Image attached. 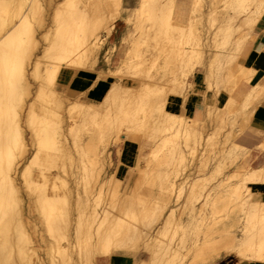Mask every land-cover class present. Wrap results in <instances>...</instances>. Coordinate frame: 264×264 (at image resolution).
Segmentation results:
<instances>
[{
	"label": "rangeland",
	"instance_id": "obj_1",
	"mask_svg": "<svg viewBox=\"0 0 264 264\" xmlns=\"http://www.w3.org/2000/svg\"><path fill=\"white\" fill-rule=\"evenodd\" d=\"M111 1L112 0H80V2H78V0H69V2L78 3V5H80L79 6L80 9H82L83 7L85 8V9L83 8L84 19L88 18V19H90V21L91 20L94 21L97 19V17L103 16V19L108 21L107 19H109V17L111 15L113 17L118 18V21L116 23L117 29H116V32L113 34H111L112 29H109V27L111 28L113 26V24L115 23L116 19H114V18H112L110 20L111 22L108 21L109 23H105L104 25L101 24L100 26L99 25L96 26L98 28V29H96L97 36L94 38V40H95V43H97L99 45V48H98V51H96V53H95V58H93L92 56H91V58H88L90 64L88 63L86 68H89L88 65L90 66V68H92V66L94 67V65L99 60L100 61L102 60V62L105 63L108 67V73L111 74L114 78V80L110 83L108 90L104 93L100 102L97 105H87V104H84L82 102L83 105L85 106L83 112L77 114L78 116L77 115H76L77 117L75 116L76 119H74L75 117H73V120H72V118L68 117V111H67L68 108H67L66 104L68 102H70L71 99L65 93H63L62 90L59 88V78H60V72L62 69H64V68L78 69L76 67H69V66L61 65L59 67V70L57 71V73L55 75V78H53V80H52V84H51L52 86L51 85L49 86L51 89H54V90H57L58 92H60L62 94V98L65 100L64 104H61V107L62 106L63 107L62 108L60 107V109L58 108L55 110L60 114V116L62 117V119L64 121L62 123V125L64 124L62 128H63L64 134H65L64 140H66L67 142L62 141L64 143L63 147L64 148L66 147L65 150H67L68 148L71 149V150H68L69 153L67 151H64V148H62L63 149L62 151H64V153L61 151V149L60 150H54V151H56V154H58L57 152L60 151V153H62L61 156L63 154H66V155L68 154L67 157H69V155H70V158H67L65 155L62 156V159H66V160H64L65 165L61 166L59 164L61 156L58 155L57 157H60L59 159L57 158L58 159L57 161H59V162H57V164L59 166L57 165L56 168L51 167V168L44 169V167H42L43 169L42 168L38 169L37 165L36 166L31 165V167L32 166L33 167L31 168L30 176L34 180L33 185H34V182L37 184L36 185L37 189H34L35 187L34 186L32 187V183L29 185L27 182L23 181V180H25L24 179V177H25L24 176V168H25L24 164L28 163L29 158L32 157L31 155L33 154V152H35V148H34L35 146L32 143L34 141L30 138V135L28 133L27 128L25 129L24 133H25V136L27 138V142L29 144L28 145L29 149L26 152L20 153L22 155L16 156L15 166H14L15 167L14 175H15V180L17 183V190H18V202H17V204H18L17 208L18 209L17 208L16 209L20 213H18L17 218L15 217V219H16L17 223L20 224L18 219L20 216H22V217H20L21 218L20 222L22 221L24 226L21 225L22 223L20 225L23 226L24 227L23 229H25L26 233L29 234V235L28 234L27 235H28V237H30L29 239L31 242L29 241V244L25 245V247L27 249L29 248L26 252L27 255L32 250V252L35 251V254L37 256L38 260L36 259L35 254H34V257L31 260V264H36V263L37 264H39V263L40 264H55V263L61 264L62 262L60 261V259L62 260L63 258H65L67 254L71 255L70 260H68V264H69V262H70V264H73V263L74 264H78V263L79 264H85L82 261L84 258H81V256H79V255L81 252L85 253L87 247L90 249L93 248L92 243H94V240L96 239V237H94L95 234L92 233L91 235L94 234L92 236L94 238L89 237L87 234H86V238H85V227H84L85 224L84 223L86 222V219H87V215H86L87 212L89 210H91V208L93 206H95L96 202L98 203V206L97 207L95 206L97 209V212H98V218L102 217L104 215L105 211H106V216L108 214V217L111 220H113L112 217H114L113 216L114 214H115V217H116V215L117 216L119 215L118 217H122V219H124V222L126 221V223H127V232H130L131 230H133L134 227H137L138 229L142 228L143 230L144 229L145 230H154L152 240H153V238L154 239L156 238L155 240L159 241L158 238L160 237V241L158 243L155 240H153V241L151 240L152 242L149 245V247H147V246L144 247L142 240L140 239L138 241V239H136L137 241L135 242V240H134L133 243L134 244L137 243V245L135 244L136 248L133 249L134 244L131 243V245H130L129 242H131L132 240L130 238H128V240L126 241V245H128V243H129L128 247L132 246L133 248L131 247V249L130 248L127 249V247L125 248L126 245L124 246V244H125L124 241L127 238H125L123 241V239H122L123 237H121L122 235L119 234L120 237L118 238L119 239L118 240V239H116V237H118V236H116V237L114 236V235H116L114 232H117V231H114L112 233V230H111L112 235L110 236V241L112 240L111 237H114L116 240L119 241V242L117 241L118 244H116L114 242L115 239L113 238V242L115 244L111 243V246L118 245V248H116L117 246L113 247L116 249H114V253H110L109 255H108L109 252L106 253L104 251L105 252L104 253L102 251L103 248L102 249L99 248V250H100L99 252H101V253H98V251L95 252L96 254L94 256H92V259H91L92 262H90V260H89V262H87V264L88 263L111 264L112 257L114 255H116L117 253H120L125 258H127L129 261V264L133 263L134 258L138 259L136 264H140V263L141 264H162L164 262V260H162V259H164V258L160 259L159 257L161 256L160 254L164 253L163 251H165V245L167 243L168 244H167L166 248L168 247V245H171L170 247H172L171 249L173 251H172V254H170L171 253V249H170V251H168L169 253L167 252L165 254L170 255V257H169V255L167 256V257H169V259L173 258L172 259L173 263H172V260L170 259V262L172 264H177V263L178 264H199V263L200 264H203V263L204 264H245V263H248V261L249 262L252 261L250 259H242L239 256H237L234 252L230 251V249L233 247V245H235V243H237L236 238L231 242L225 243L217 254L213 253L209 256H206L205 259L208 257V260L206 259V261L202 257L196 258L194 254H195V248H197L198 245L201 244V239L203 240L202 237H203L205 230H206V234L208 235L207 230L209 227L207 228V225L209 226L214 221V219L216 217L218 218V221H220L221 224L217 223L218 222L216 220L217 218L215 219L217 221L216 224H215V222H213L214 224L212 223L213 229H211V231L213 230L215 232L212 233L213 235L210 232V234L212 236H209L210 234L208 235L211 242L214 240H217L219 238V236L221 234L220 231L222 229L221 226L225 225V223L227 224L230 220H234V219L237 220L238 221L237 225H239V228H241L242 232L239 231L238 233H235V237H237V238H239L240 234L242 235V233H243L242 238H244L246 236V232H244L245 229L250 225V222H253V221L249 220V216L246 215L247 214L246 212L244 213L242 209L240 210L239 205L241 206L242 201L239 199L238 202H240V203L237 204L236 200H235L236 203H233L235 201H233L234 199H232L230 195L228 197L231 198L232 204L230 203V201H228L229 204H227V205L230 207L227 206L228 211L226 210V211H224V213L222 211L223 214L219 213V212H217V214L216 213L212 214V211H211L212 208L209 207V210H208V209H206V207L208 208V205H210L209 201L212 202V200L214 201V199H217L216 197H218L219 195H222V194L224 195V193H226L228 191L230 192L232 189V187H230V186H234L235 184H238L241 181L240 180L241 176H239V173L241 175V173H245V171L249 170L250 167L253 166L252 160H251L252 159V151L250 149L244 147V146H241L239 144V138L241 136H243V134H244L245 126L243 124L247 120V115H248L249 109L252 108L254 103L257 102L261 97H264V92L262 93L261 96H259V98L252 99L253 104H249V102H248V104H249L248 105L246 103L245 106L248 105L247 107H249V108L244 106V108H243L244 112L243 113H241L243 110H240V108L242 109L243 104H239L240 100H238L237 98H236V100H237L238 104H235L233 113H231L233 111L232 110L230 113H223L222 116H220V115L217 116L219 114L217 112L218 111L217 108L214 109V107H212L211 108L212 115H210L209 118L206 117V119L201 120L200 122H202L203 124L202 123L198 124L199 128H202L201 132L203 130L204 131L202 132L203 134H201V137H202L201 142H197V143L194 142L195 145H194V143L191 142L190 138L188 137L189 140H188V138H187V140H188V142L190 141V143H189L190 146H185L184 142L186 139L183 137L184 138V142H183V138H182V136L184 134H183V132H179V135L177 136V145L181 148L183 156H185L184 158H182V160L177 158V153L174 152L171 154L169 145H162L161 144L162 139H169L173 135V132L175 131L174 128H171V129H167L168 127L165 129L161 128L162 123L159 124V122H158L157 126L159 129H161V131L158 130L159 131L158 132L156 130L157 127L153 124V123H155V121H152V118L154 117V115L150 116L149 117L150 119L146 118L149 121L146 120V122H145L142 120L143 123L138 121L140 124H144V122H145V124L147 123L146 126L141 125L139 127L138 126L139 124H138L136 127L135 124L138 122H132L131 121L132 119H133V121L135 120L134 118H131L132 117L131 112H129L128 116L121 113V111L123 110L122 108H125V106L122 107V105L128 106L129 103L133 104V103H136V101H140V100H144L143 105L145 107H147L148 104L146 101L151 97H154L152 99H154L155 101L158 102V103L154 102L156 106L160 105L163 102L164 103L163 106L166 108V110L173 113L171 105L170 106L168 105V107H166V102H167L168 97L173 96V95L184 94L187 91L194 89L195 88V81H194L195 75L202 71V70L200 71L199 68L205 69V72L202 71V73L204 74L203 80H202V85H203L202 87L206 92H209L210 94H212V92L215 91L214 89L216 88V85H217L216 83H218V87L220 88L219 92L224 91V92L229 93V95H230L231 91H229L230 89H228V88H231L233 86L234 87L232 88V90H235L237 88V86L239 85V81H240V79L238 77L239 71H237V70H239L238 66H239V59L240 58H222L220 68H222L223 70L220 69V70L216 71L214 69L213 74H211V75L208 73V66H206L210 61L208 56H210V54L212 52H214V50H216V48L213 46V43L211 40L212 34L220 27V25L223 26V24H224L223 19H225L229 14H233L232 10L229 8V6L226 7L228 5L227 3L231 0H201V2H198V0H197V3L195 4V6H193L194 5L193 0H168V1L167 0H153V8L155 10L154 15L156 14L157 16H160V17L162 16L164 19V17L166 18V15L168 16L170 13V16H169L170 24H171V28H174V29L170 28L167 31L162 30V28L159 29L160 27H162V25H163L162 23H158V24L152 23L153 24L152 25L151 21L145 20V17H144L145 12H143V8L140 5H138V4H140L139 0H121L120 6H118V7L114 6L111 3ZM166 1H167V3L169 1L172 2L171 3L172 5L170 4V6H169L168 5L169 3L166 4L165 3ZM262 1H264V0H262ZM164 3L166 5H168L169 7L165 6ZM198 3L201 4L200 7H202V8L201 9H194L196 7V5L199 6ZM159 4L160 5L163 4L164 6L160 7ZM53 5L54 4L52 3L51 5L46 4V6H45V11L47 13L46 17H47L48 23H50V17L52 14V10L54 8ZM156 6L159 8H157ZM211 9L214 13H212ZM253 9H254L253 6H251V10H253ZM141 10H142V12H141ZM251 10L248 9L247 11L240 13L238 15V17L235 18L236 20H234V23L232 22L233 27H236L237 24H239V23L242 24L241 20L246 19L244 17H248L250 15L249 12H252ZM262 10H264V8ZM196 11H198V12H196ZM85 12H88V13L86 14ZM95 12H96V14H95ZM225 12H227V13H225ZM263 12L264 11H261L260 12L261 14L259 13L258 15L254 16L255 17L254 21L255 20L256 21H255V23L252 22V28H250L251 23L250 24L244 23L245 20H243V24L241 25V28H243V30L241 31V34H242V32L245 33L247 31L246 32L247 38L245 37V35H243L245 37V40H244L243 36H242V38L240 37V39H239L240 42L242 39L245 41V42L242 41L241 43L239 42V44H241V45L243 44L241 47L242 49L250 40L254 39L255 36H257V34H256L257 32L255 31V27H256L257 23L263 17ZM138 13H140L141 15L140 14L138 15ZM208 13L210 15H212L211 17L214 16V18H215L217 16L216 20L214 22L208 21V20L212 21L211 18L209 17L210 15ZM84 14H86V15H84ZM85 16H87V17H85ZM92 16H95V17H92ZM142 16L144 19H142ZM91 17H92V19H91ZM160 17L158 19H160V22H162L163 20ZM167 18L165 20H167ZM207 18H209V19H207ZM88 19H86V20H88ZM86 20H85V22L87 23ZM155 20H157V18H155ZM90 21H89V23H90ZM225 24H224V26H225ZM244 24L247 25L248 27L244 26ZM150 25H152V27ZM177 26H179L178 28H180V29H175V27L177 28ZM48 27H49V30L51 32H53L52 28H55V25H52V26L49 25ZM106 27H107V29H106ZM143 27H145V28H143ZM192 28L194 29V31ZM143 30L145 31V37H147V38H145V41L146 40L147 41L144 43H141L137 46L138 36L140 35V31L142 32ZM108 31L110 33H108ZM189 33H190V35L192 34L191 35L192 37L197 36L194 40L198 41L197 43L199 45H196L197 47L200 46V43L202 44L199 48H197L195 46V44H197V43L192 44L195 42V41L192 42L194 37L193 38L190 37ZM237 33H240V32H237V31L235 32V30H234V33L232 32L233 36L237 35ZM232 34L229 36L227 41L221 39L222 35L218 36L219 37L218 42L220 41V44H219L217 49H219L223 52L229 51L230 47L232 46L230 44L231 43L233 44L234 39H237V37H239L241 35L240 34L239 36L237 35V37L234 36V38H231V37H233ZM120 36H122V38H121L122 40L119 39ZM190 38H192V41L189 40ZM43 42L46 43L45 41H43ZM135 43H136L137 49H135L136 48ZM191 47H193L194 49L196 48L197 50L201 48V50L203 49L202 51H204V53H201L202 51L201 52L199 51L201 53L199 56L197 54L198 52L194 51V53L195 52H197V53L194 54L195 57H192L193 53H191L190 51H192L194 49H192ZM190 48L192 50L189 51ZM183 49L186 50V52L189 51L190 56H188V57L182 56L181 58H183L182 59L183 61L182 60L179 61V59L174 58L173 62H175V63L170 62V64H169L170 67L173 66L171 71L165 69V63H166L165 60H167V58H170V56L173 55V53L176 52V50L180 51ZM242 49H241V51H242ZM131 50H132V53L130 54ZM134 52H136V54ZM198 56H199V58H198ZM201 56H202V59H204L202 61L200 59ZM126 58L127 59L129 58V59L127 60ZM184 58H188V59L190 58V59L185 61ZM196 58L200 59L199 63H198V60H196ZM94 59H95V61H94ZM122 59H124V61H122ZM231 59H233L234 62L231 61ZM43 60L44 61L48 60V61L43 63L44 62ZM43 60L41 62V68H42V70H41L42 73L40 72L41 77L38 79H34L33 77H31V86L30 87H31L32 93H35L36 89H38L39 84L41 82L44 83L45 79H47V78H45V76L43 78L42 74H44V73L46 74L45 68L48 64H50V60L48 58L43 59ZM192 60L194 62H192ZM228 60L230 62H228ZM91 62H94V63H91ZM122 62H124V63H122ZM222 62H223V64H222ZM228 63L229 64L231 63V64L227 65ZM232 63H234V65ZM126 64H128V65H126ZM231 65H233L234 67ZM118 67H120V69ZM230 67L232 69H230ZM110 68H112L113 70H109ZM228 69L231 71H229ZM224 70H225V72H224ZM227 70H228L229 75L227 74ZM230 72H231L233 78H234V76H236V78H235L236 80L235 79L231 80L232 76H231ZM227 76L230 79L229 78L226 79ZM221 79L223 81L226 80L228 82L227 83H226V81L223 82ZM229 81H232V82L234 81L235 83L231 82L232 86L230 87L231 83ZM118 82L123 87V90L120 89V91L123 93L118 94L117 96L115 95L116 97H114V98H112V97L106 98L108 91L111 90L113 87H116ZM172 83H175V84L180 83V85H178L179 87H177L174 90L172 88V86H173ZM208 83H210V88L208 87V85H209ZM228 83H230V84L227 85ZM74 86L77 87L76 81L74 83ZM227 86H229V87H227ZM100 89H101V87H100ZM263 91H264V88H263ZM156 96H158V97H156ZM164 96H165V98H164ZM156 98H159V100H161V98H162V100L159 101ZM173 98L171 99V101H173ZM124 99H126V100H124ZM74 100H76V99H74ZM209 101H211V100H209ZM109 103H110V105H109ZM113 104L115 106H113ZM239 105L240 106L242 105V106L240 107ZM86 106L90 107V108H88V111H87ZM214 106H216L215 103H214ZM113 108H115V109H113ZM89 109H90V111H89ZM93 109H94V111H92ZM237 110H239L240 113H235ZM95 113H97V114L94 115ZM119 113L122 115H119ZM215 113H216V115H215ZM85 115H87L88 117ZM124 115H125V117H124ZM142 115H143L142 111H138L136 114L137 117H140ZM146 115H148L147 112H146ZM179 115L184 117V118H187V116H184L183 114H179ZM84 116H85V118H84ZM122 121L123 122L125 121L124 124L121 123ZM150 121H152L151 124L148 123ZM126 122H128V124ZM69 123H71V124H73V126H75V128L73 127L74 132L72 131L71 134L68 133L69 132L68 131V124ZM75 123H76V125H75ZM152 124L154 126H152ZM203 125H204V127H203ZM97 126H98V128L103 127V128H101L102 130L104 128L105 129L102 131L99 128L100 129V130L98 129L99 131L98 130L95 131L94 129H97ZM200 126H202V127H200ZM133 128L135 131L137 130V133L136 132L134 133ZM152 131L157 132V135L155 136L154 134H152ZM90 133L91 134L92 133L97 134V135L96 134H92V135L94 137L96 135V137H95L96 140L98 138V142L97 141L96 142L98 143L97 145H99L98 146L99 148L102 147V146H100L102 141H104L101 144L103 146H104L103 143H105V144L107 143L106 144L107 147L104 146V147H106L105 148L106 150H104L103 154L98 155L103 150L102 148L101 149L98 148L100 150V152H99V150H97L98 153L95 156V157H97V155H98V157L95 158L96 160H98V162L95 163V161H96L95 160L93 162L94 165L92 164V161L89 162V160H88L89 157L81 154V152L78 151L76 146L74 147V145L76 144L75 141H79V144H83V142H85V140L89 137ZM207 135H208V137H207ZM135 136H137V137H135ZM209 136L211 139L209 138ZM61 137H62V139L64 138L63 136H61ZM134 137L139 139L138 142L136 141V139H134ZM205 139H208V140H206L207 142L204 141ZM119 140H121V141L119 142ZM31 143L33 144V146H31L32 145ZM66 143H67V146L69 145V147L66 146ZM79 144L77 143L76 145L78 146ZM233 144H235V146ZM237 144H238V147H237ZM155 145H157V146L160 145V149L158 151H154V153L157 152V155H159L161 157H163L162 154L167 155L166 156L167 159H165V162H163L164 160H162V158L160 159V157L158 158L155 155L156 153L154 154V158L157 157L159 159V162H158L159 167L157 166L158 168L156 167L157 163H155L158 159L155 158V160L156 159L157 160L154 161V158H152V156H153L152 151L156 150L154 148V147H156ZM72 146L74 147V149ZM193 146H194V150H195L193 152L194 155L191 154L192 153L191 151H193L192 150L193 148H191V147H193ZM261 147L262 146L260 145L259 148H261ZM65 152H67V153H65ZM78 152H80V154ZM53 153L55 154V152H53ZM116 155L118 157L117 161L115 159ZM134 156H135L134 163L130 164L129 166L125 167L124 170H122L121 168L124 167V164H127L126 163L127 159H129L131 157L133 158ZM100 158H102V159H100ZM176 158L178 161H176ZM62 159H61V164H64V162H62L63 161ZM100 160H101V162H100ZM152 160H153V162H152ZM181 161H183L185 164L182 165ZM175 162H179L181 164H179V163L176 164ZM161 163H163V164H161ZM153 164H155V167H154L155 169L151 168L154 166ZM178 164L182 165L183 167L182 166L179 167ZM101 165H103V166L101 167ZM175 165H177L178 167L177 166L174 167ZM185 165H186V167H185ZM218 165H220L219 166L220 168H217ZM175 168L176 169L179 168L182 171L179 169L175 170ZM183 168H184V170H183ZM216 168L218 170H216ZM96 171H97L96 175H98V173H100L97 177H95ZM115 171H116V179L114 180V179H112V176L110 177V175H112V173H115ZM40 172H42V174ZM176 172L178 173L177 176H176ZM56 173L60 178L55 180V182H53L54 179L52 176ZM174 174H175L176 178H174ZM234 174H236V175H234ZM43 175L46 178V180H45V183H43L41 186V183L44 182V180H43L44 177L42 178ZM150 175L153 177H151ZM108 176H109V179L111 178V180H113V181L110 180L111 182H109ZM189 176H193V179H192V177H189ZM235 176H237L238 178ZM197 177L198 178L200 177L199 181H196ZM149 178H150V180H152L154 178V180H152L153 182L148 181ZM146 180H147V182H146ZM167 180H168V182H167ZM193 180L196 182H199L198 185H196V182H195L196 187L194 186V188H193V186H192V188L194 190L193 189L191 190L192 192L196 191L195 192L196 195L194 192L192 193L196 197L193 196L192 194H190V191H189V186L191 187V185H192V183L190 184V182ZM148 182H150V184ZM169 182L170 183L173 182L172 184H175V185H172V184L169 185ZM188 182H189V184H188ZM54 183H56L55 186L57 188H55ZM179 184L182 186V188H180ZM247 184L249 185V183H247ZM38 185L40 188L42 187V191L44 193L42 191H38L37 195L38 194L40 195V193L51 195V196L54 195L55 197H57V195H58L57 198L54 197L57 200L55 201V199H54L55 204H53V201H52V206H51L53 211H55L57 213L59 211L58 214L56 213L58 216V218L56 216L57 220L59 219V217H61V214L64 212L63 210H65V214H66V212L67 213L69 212L68 216H67V221L65 220L66 217H64V220L66 223L68 222L67 223L68 225L63 222L67 226V227H64V228H66L65 229L66 231L64 230V228L63 229L60 228L59 231L54 229L56 232L57 231L60 232V235L62 233L63 238L57 239V238H59V237H55V235L57 233L53 234V236H49L51 234V232L53 233L54 230L53 229L50 230L49 228H47L48 226H45L44 223H47V222H45L44 220H46V219L42 220L43 218H45V217H42V215L44 214V211L41 210L43 208H41L40 204L37 202L38 197H37V195H35L36 194L35 191L40 190V188L38 189ZM161 185H163L162 187L165 186V189L169 188L168 185L170 187H171V185L174 186V192H175V195L177 197L176 196L171 197L169 202L167 203V205L162 200V194L164 193L165 190H164V188L163 189L161 188ZM178 185H179V187H177ZM27 186H28V189H34V192H30L31 190L28 191ZM166 186L168 188H166ZM228 188H231V189L229 190ZM177 190H179V191H177ZM179 192H181L182 194L180 195ZM186 192L188 193L189 197H188V195H186L187 194ZM229 192H228V194H229ZM76 193H77L79 198L77 197ZM160 193H162V194H160ZM244 193L245 194H243L242 200L247 199V198H245L247 196V194H246L247 192H244ZM63 195H65V196H63ZM66 195H67V197H66ZM190 195L192 197L197 198V199L193 198V199H195V200H193ZM226 195H227V193H226ZM226 195H224V196L226 197ZM62 196L64 198H62ZM185 196L187 197L186 199L189 198V200L194 202V203L192 202V204H193L195 209L192 208L194 210H191V211H193V213L190 211L191 207H193V206L192 205H191V207L189 206L190 205L188 203L189 200L187 201L185 199ZM206 196H207V198H206ZM208 196H209V198H208ZM213 196H214V198H212ZM65 197L67 199H65ZM61 198L65 199V201L67 200L68 202L66 201V202L61 204V201H62ZM98 198H99V200H98ZM205 198H206V200H205ZM208 199H209V201H208L209 203H207V206H204L203 203L205 201H207ZM252 199H253V197H252ZM95 200H96V202H95ZM196 200H197V202H195ZM218 200L219 199H217L215 201L217 204L219 203L218 205L217 204L216 205L221 207V205L225 202H221V205H220V201L218 202ZM225 200H228V198H226ZM58 201L60 202L59 203L60 205L57 203ZM186 201H187V203H186ZM191 201H190V203H191ZM77 202H78V204H77ZM228 202H226V203H228ZM65 203H67V204H65ZM36 204H37V206H36ZM163 204H165V205H163ZM199 204H202V206ZM64 205L68 206V207L66 208ZM77 205H78V207H77ZM139 205H141V206L139 207ZM146 205H147V207H146ZM205 205H206V202H205ZM160 207L163 208V209H161L162 211H160L162 214H160L158 212L159 210L157 211V209H160ZM196 207L197 208L201 207V208H199L201 210L196 209ZM204 207H205V209H204ZM231 207H233L232 208L233 210L230 209ZM37 208H40V209H37ZM124 208H126V209H124ZM36 209H37V212H36ZM136 209H137V212H136ZM170 209H173L172 212H174V214H172V216L174 215L175 219L173 218V222L176 221L175 223L172 222V217H171L170 213H168V212H170ZM39 210H41V211H39ZM134 210H135V214H133ZM203 210H204V212H203ZM131 211H133V212H131ZM156 211L158 213V214L156 213L157 215H161L160 217L155 214ZM189 211L191 213H189ZM197 211L200 212V213L198 212L199 215L196 214ZM39 212L42 214L40 215ZM227 212H231L232 215H231V213H229L230 215L225 216L228 214ZM139 213H140V215H139ZM167 213L169 214V217L167 220L169 222V218L171 217L169 224L172 225V223H173V226L167 225L168 227L164 226V228H165L164 229L162 227L164 222H165L164 225L168 224L167 220H164V218H166L168 216ZM210 213L213 216H211ZM218 213L220 215H218ZM190 214H193V215H190ZM200 214H201V216L205 215V217L204 216L200 217ZM79 215H81V216L83 215L82 218ZM155 215L157 216V219L155 218ZM43 216H45V215H43ZM63 216H64V213L62 214V218H63ZM133 216H136V217H133ZM190 216H192V217H190ZM196 216L197 217L199 216L200 218L199 217L197 218ZM158 217L160 220L158 219ZM213 217H214V219H213ZM62 218H60L59 220L64 221ZM84 218H86V219H84ZM109 218H108V220H109ZM151 218H152V220H151ZM153 218H155L158 221H156L154 219L155 222H152ZM225 220H226V222H225ZM78 221L80 223L78 224V226H76L77 225L76 223H78ZM58 222L59 221H57V223ZM109 222H110V220H109ZM128 222H129L130 226L128 225ZM223 222H225V223L223 224ZM57 223H56V225H59V227H60V224H62L64 226V224L62 222L61 223L59 222V224H57ZM12 224H13V221H12ZM15 224H16V222H14L13 225H15ZM80 224H81V226H80L81 228L79 229V232H76V231H78V229L76 230V228L79 227ZM107 224L108 223H105V226ZM144 224L146 226L151 224L152 226L150 225L149 226L150 229H149V228H146ZM176 224H178V226H177L178 228L176 227ZM13 225H11L12 231H13ZM108 225H110V223ZM174 225L176 228L174 227ZM211 225H210V227H212ZM214 225L217 228L220 226L219 227L220 229L218 228V230H217V228H216L217 231L214 230V228H215ZM63 226H61V227H63ZM141 226H143V227H141ZM159 226L162 228L160 229ZM169 226H170V228L171 227H173V229L175 228V230H173L171 228L169 230L170 231L169 232L168 231ZM244 226H246V227H244ZM106 227H108V226H106ZM54 228H57V226H55ZM156 228H158V229H156ZM166 228H168L167 231H166ZM128 229H130V230H128ZM155 229H156V231H155ZM162 229L165 232L164 234H163ZM46 230H50V231H46ZM74 230H76V231L74 232ZM157 231L159 233H157ZM167 232H168V234L169 233L170 234L167 235ZM172 233H173V235H171ZM244 233H245V236H244ZM157 234H158V236H157ZM162 234H163V236L161 237ZM64 236H66V237H64ZM155 236H157V237H155ZM170 236L172 239L170 238ZM204 236H205V234H204ZM53 237H55V238H53ZM163 237L166 239L168 237L167 240L165 239L166 241L164 239H162V240H164L163 242H165V245L163 242H161V238H163ZM120 238L122 240H120ZM211 238H212V240H211ZM85 239H86V243L83 244L85 242ZM129 239H130V241H129ZM196 240H197V242L195 243ZM255 240H254V242H255ZM257 240H256V244H257V242H259ZM12 241H15V240L13 239ZM32 241H33V243H32ZM77 241L78 242L81 241L80 243L82 246L85 245L84 246V247H86V248H84L85 250L84 249L80 250L81 245H79L80 243L79 244L76 243ZM89 241H90V243H89ZM154 241L156 243H154ZM123 242H124V244H123ZM51 243H53L55 245V247L57 248V251H55L56 249L53 248L54 245ZM87 243L91 247H89ZM193 243H195V245L196 244L197 245L194 246ZM242 243L245 244V240H242ZM74 244H76V245H74ZM159 244H161V246ZM50 245H52L53 247ZM255 245L253 244V247ZM14 246H16L15 248L17 249V247L19 245L16 244V242H14L11 245V247L14 248ZM60 246H62V248L65 249V252H68V253H64L62 251L64 253V255H62L63 253H60L62 256L59 255V250L60 251L64 250V249H60ZM156 246H159V247H157V249H156V248H154ZM19 247H18V249H20ZM34 247H35V249H34ZM58 247H59V249H58ZM72 247H74V248H72ZM75 247H78V248H75ZM162 247H164L163 251H162ZM176 247L178 249L177 252H176V250H177ZM8 248L9 247H7V249ZM15 248H14V250L12 249L13 252H11V253L12 254L14 253L13 257L15 256L14 258L16 260L17 258L19 259L21 257V254L19 255L18 254L19 252H17L19 250H16ZM146 248H148V249H146ZM48 249L51 251V254H50V251ZM76 249L78 250V252L79 251H81V252L78 253ZM125 249H127V251H125ZM158 249L160 250V254H159L160 256L156 253L158 255V256H156L157 257L156 258L155 257L156 254L154 252H157ZM23 250H24V248H23ZM52 250H53V253L54 252L57 253V254L54 253L55 256L52 254ZM115 250H117V251H115ZM83 251H85V252H83ZM161 251H162V253H161ZM174 251H175V255L173 254ZM16 252L18 255H16ZM153 255H154V259H153ZM76 256H77V258H76ZM162 256L164 257L163 254H162ZM54 257H55V259H54ZM94 257L100 258V260L95 261ZM194 257L197 260L199 259L200 262L199 261L197 262ZM214 257H216V258H214ZM75 258L77 259V261ZM209 258H211V260ZM157 259H158V261H156ZM167 259L168 258L165 257V260H167ZM78 260H81L82 262L80 263V261H78ZM152 260L155 261V263H153ZM193 261H194V263H193ZM201 261H202V263H201ZM262 261L264 262V259H262ZM34 262H36V263H34ZM168 262L163 263V264H168ZM170 262H169V264H170ZM257 263L263 264L261 261L257 262Z\"/></svg>",
	"mask_w": 264,
	"mask_h": 264
},
{
	"label": "bare ground",
	"instance_id": "obj_2",
	"mask_svg": "<svg viewBox=\"0 0 264 264\" xmlns=\"http://www.w3.org/2000/svg\"><path fill=\"white\" fill-rule=\"evenodd\" d=\"M120 1L121 0H112L111 3L114 6L118 7V6H120ZM139 1H140V4H138V5H140L143 8V12H145V16L144 17H145V20L146 21H151V24L152 23L153 24L162 23L163 25L159 29L162 28V30H165V31H167V30H169L171 28L170 19H169L170 13H169L168 16L166 15V18L167 17L168 18H167V20H165L166 19L165 17L163 19L162 16L160 17V16H157L156 14H155L156 16L154 15V11L155 10L153 8V0H139ZM167 1L165 3L166 4L169 3L168 5L170 6V4L172 2L169 1L167 3ZM78 2H80V0H78ZM198 2H201V0H198ZM52 3L54 4L53 5L54 8L52 10V14H51V17H50V23H48L47 17H46V14L47 13L45 11V6H46V4L51 5ZM193 3H194L193 6H195V4L197 3V0H193ZM166 4H165V6L169 7ZM227 4L228 5L227 6L225 5V6L226 7L229 6V8L232 10V13L233 14H229V15L227 14L228 16L226 18L224 17L225 19H223L224 20L223 23L224 24L226 23L225 26H224V24H223V26L220 25V27L218 29L216 28L217 30L212 34L211 40H212L213 46L216 48V50H214V52L211 51L212 53L210 54V56H208V58L210 59V61H209V63L206 66H208V73L210 75L213 74L214 69L216 71L222 69V68H220L222 58H237L238 53H239V51H240V49H241V47L243 45V44L242 45L239 44V42H240L239 39H240V37L242 38L243 35H245V37H246V32H247V31L245 33L242 32V34H241V31L243 30V28H241V25L243 24V20H245L244 23H247V24H250L251 23V27L250 28H252V22L255 23V21H256V20L254 21V19H255L254 16L255 15H258L261 11H264V10H262L264 8V1H262V0H231ZM79 6L80 5H78V3H76V2L75 3L74 2H69V0H0V264H29V263L31 264V260L33 259L34 254H35V251L32 252V250L29 253L30 255L29 254L27 255V253H26L29 248L27 249L25 247V245L29 244V241H30L29 238L30 237H28L29 234L26 233V230L23 229L24 228L23 227L24 225H23L22 221L20 222V219H21L20 217H22V216H20V217L18 216L19 217L18 220H19V223L20 224L22 223L21 225H23V226H21L20 224H18L17 221H16V219H15V217L17 218V215L20 212L17 210L18 209L17 208L18 207L17 206L18 205L17 204V202H18V190H17V183H16L15 175H14V172H15L14 171L15 170V167L14 166H15L16 156L17 155L18 156L19 155H22L20 153L26 152L29 149V147H28L29 144L27 142V138H26L25 133H24L25 132V129L27 128L28 133L30 135V138L34 141L32 143L35 146L34 147L35 148V152H33V154L31 155L32 157L29 158L28 163L27 164H24V167H25L24 168V176H25L24 179L25 180H23V181L24 182H27L29 185L32 183V187L34 186L35 187L34 189H37L36 188V185L37 184L34 182V185H33V181L34 180L30 176L31 168L33 166H36V165H37L38 169H41L42 167H44V169L51 168V167L52 168L53 167L56 168L57 165H58L57 162H59L57 160L60 158V157H57V156L58 155L61 156L62 153H60V151H59V152H57L58 154H56V151H54V150H60L61 149V151H62L63 150L62 148H64L63 147L64 146V143L63 142L66 141V140H64L65 139V136H64L65 134H64V130L62 128L63 125H64V124L62 125V123L64 121H63L62 117L60 116V114L55 110V109H58V108L60 109L61 104H64L65 100L62 98V94L60 92H58L57 90L51 89L49 86L52 84V80H53V78H55V75H56V73L59 70V67L61 65L85 69L87 67V64L89 63L88 58H91V56L93 58H95V53H96V51H98V48H99V45L97 43H95V40H94V38L97 36L96 29H98V28L96 26L97 25L100 26L101 24L104 25L105 23H109V22H111L110 20L112 18L117 19V17H113L111 15L109 17V19H107L109 21L108 22V21L104 20L103 19V16H102V17H97V19L94 20V21L91 20L92 21L91 22L90 19H88V18H85L84 19V17H83V12H84L83 8L84 7L82 9H80ZM159 6L162 7L164 5L163 4L162 5L159 4ZM200 6H201V4H199V6L196 5L197 8L195 7L194 9H201L202 7H200ZM251 6H253V8H254L253 10H251ZM157 8H159V7H157ZM248 9H250L252 11V12H249L250 15L251 14L252 15L251 16L249 15L248 17H244L246 19H242L241 20L242 24L239 23V24H237L236 27H233L234 20H236L235 18H237L240 13L245 12ZM211 11H212V9H211ZM141 12H142V10H141ZM196 12H198V11H196ZM227 12H225V13H227ZM85 13L87 14L88 12H85ZM212 13H214V12L212 11ZM86 14H84V15H86ZM95 14H96V12H95ZM139 14L140 13H138V15ZM95 16H92V17H95ZM211 16L212 15H210L209 17L211 18L212 21H210V20H208V21L209 22H214L216 20V17L217 16L215 18H214V16L213 17H211ZM85 17H87V16H85ZM92 17H91V19H92ZM159 17L163 20L162 22H160V19H158ZM155 18H157L158 21L155 20ZM86 19H88V20H86ZM142 19H144L143 16H142ZM207 19H209V18H207ZM85 20L87 21V23L85 22ZM89 21H90V23H89ZM49 25H51V26L52 25H55V28H52L53 29V32H51L49 30V27H48ZM152 25H150V26L152 27ZM244 26H247V25L244 24ZM107 27H106V29H107ZM178 27L179 26H177V28L175 27V29H180ZM143 28H145V27H143ZM109 29H112V27L111 28L109 27ZM171 29H174V28H171ZM144 30L142 32L140 31V35L138 36V39H137V46L139 44L144 43V42L147 41V40L145 41V38H147V37H145V31ZM234 30H235V32L236 31L237 32H240V33H237L238 36L240 34L241 35L239 37H237V35H234V36L237 37V39H234L233 44L232 43L230 44L232 46L230 47L229 51H227V52L224 51L223 52V51L217 49L218 46H219V44H220V41L218 42V38H219L218 36L222 35L221 36V39L227 41L228 38H229V36L232 34V32L234 33ZM109 31H108V33H110ZM193 31H194V29H193ZM191 35L189 33V36L190 37H192ZM232 36H233V34H232ZM234 36L231 37V38H234ZM120 37L122 38V36H120ZM196 37L197 36H195L193 38V41H192V38L189 39L192 42L195 41L192 44H195V43L198 42V41L194 40ZM245 37L243 36L244 40H245ZM244 40L242 39L241 42L244 41ZM43 41H45L46 43H44ZM196 45H199V44L197 43V44H195V46ZM201 45L202 44L200 43V46ZM200 46H198V47L196 46V47L199 48ZM135 47H136V43H135ZM191 48L194 49L193 47H191ZM191 48L189 49V51L192 50ZM135 49H137V47ZM195 49L192 50L193 52L190 51L191 53H193V55L195 53H197V52H198L197 54L199 56H200L201 53H204V51H202L203 49L201 50V48L198 49V50L197 49L195 50ZM189 51L186 52V50L183 49V50H180V51L179 50H176V52H174V53L172 52L173 55H171V56L169 55L170 58H167V60H165L166 61V63H165V69L171 71V69H172L173 66L170 67V65H169L170 62H173V59L174 58L175 59H179V61H181L183 59V58H181L182 56L183 57L190 56ZM194 51H197V52L194 53ZM199 51L200 52L202 51V52L200 53ZM136 52H134V53L136 54ZM131 53H132V50L130 51V54ZM193 55H192V57H195V55L194 56ZM199 56H198V58H199ZM202 56L200 57L201 61L204 60V59H202ZM46 58H48L50 60V64L47 63L48 65L47 66L45 65L46 66V68H45L46 74L44 73L45 75L44 74H42V75H43V78L45 76V78H47V79H45L44 83L41 82L39 84L38 89H36V92L35 93H32V90H31V87H30L31 86V77H33L34 79H38V78L41 77V75H40V72L42 70V68H41V62H42L43 59H46ZM198 58H196V60H198V63H199V60L200 59H198ZM124 59H122V61H124ZM184 59L186 61V60H189L190 58L189 59L188 58H184ZM46 61H48V60H46ZM46 61H44L43 63H45ZM94 61H95V59H94ZM231 61H233V59H231ZM192 62H194V61L192 60ZM228 62H230V61L228 60ZM91 63H94V62H91ZM122 63H124V62H122ZM173 63H175V62H173ZM222 64H223V62H222ZM230 64L228 63L227 65H230ZM232 64L234 65V63H232ZM126 65H128V64H126ZM233 65H231V66H233ZM88 67L90 69V66L89 65H88ZM118 68L120 69V67H118ZM230 69H232V68L230 67ZM228 70H227V74H228ZM229 71H231V70H229ZM237 71H239L238 72L239 74L237 73L239 79H241L242 77H246L247 76L242 67H239V70H237ZM224 72H225V70H224ZM230 74H231V72H230ZM231 76H232V74H231ZM227 78H229V77L227 76L226 79ZM235 78H236V76H234V78L232 76L231 80L232 79H235ZM225 81H223V82H225ZM227 82L228 81H226V83ZM229 82L231 83L232 81H229ZM230 83H228L227 85H229ZM232 83H235V82L233 81ZM232 83L230 84V87L232 86ZM208 84H209L208 87L210 88V83H208ZM216 84L217 85H216V88L214 89L215 90L214 92L215 93H218L220 91V88L218 87V83H216ZM172 85H173L172 88L175 90L177 87H179L178 85H180V83L179 84L172 83ZM227 87H229V86H227ZM233 87L228 88V89H230L229 91H232V88ZM120 89L123 90V87L118 82V84H117L116 87H113L111 90L108 91V93L106 95V98H109V97L110 98L111 97L114 98L118 94H122L123 92H121ZM263 92L264 91H263V88L261 86H259V85L254 86L252 88L251 92L243 100H241L239 102V104H243V106L241 105L242 106V109L240 108V110H243L244 106L246 105V103L248 104V102H249V104H253L252 103V99L259 98V96H261ZM156 97H158V96H156ZM152 98H154V97H151V98H149L146 101L147 104H148L147 107H145L143 105V101L144 100L136 101V103H133V104L129 103L128 106L121 104L122 107L125 106V108H122L123 110L121 111V113H123V114H125V115L128 116L129 112H131L132 113L131 114L132 115L131 118H134L135 119L134 121H133V119L131 121L132 122H138L139 121V122H142V123H143V121L146 122V120H147L146 118L150 119L149 117L154 115V117L152 118V121H155V123H153V124L157 127L156 128L157 131L158 130L161 131V129H159L158 126H157L158 125V122H159V124L162 123L161 124V128H164V129L167 128V127H168L167 129L174 128L175 131L173 132V135L169 139H162L161 144L162 145H169L170 146V152H171V154L174 153V152L177 153V158L180 159V160H182V158H184L185 156H183V153H182L181 148L177 145V136L179 135V132H183V134L185 135V136L184 135L182 136V138L184 137L186 139L185 142H184V138H183V142H184V145L185 146H190L189 145L190 141L188 142L189 138H190V140H191L192 143H194V142H196V143L197 142H201V139H202L201 134H203L202 132L204 130L201 132L202 128H199V125L198 124L199 123H202V122L193 120V119L188 118V117L187 118H184V117H182V116H180L178 114L169 112L163 106V104H164L163 102L162 103L160 102L161 104L159 103L160 105L156 106L154 102H157V101H155ZM164 98H165V96H164ZM156 99L159 100V98H156ZM124 100H126V99H124ZM161 100H162V98H161ZM161 100H159V101H161ZM235 104H238L237 103V100L231 94L229 95L226 103L223 104V106H221V107L214 106V103H211V104L207 105V107H206V116H205V119H206V117L209 118V116L212 115V113H211L212 112L211 111V108L212 107H214V109L217 108V110H218L217 112L219 113L217 116H219V115L222 116L223 113H230L232 110L233 111L231 113H233L234 112ZM109 105H110V103H109ZM66 106L68 108L67 109V111H68V117L69 118H72V120H73V117H75L77 114L83 112V110L85 108V106L83 105L82 101L81 100L79 101L77 98H76V100H71L70 102H68L66 104ZM113 106H115V105L113 104ZM247 106H245V107H247ZM86 107H87V111H88V108H90V107L89 106H86ZM115 108H113V109H115ZM247 108H249V107H247ZM89 111H90V109H89ZM92 111H94V109ZM138 111H142L143 112V115L140 116V117H137L136 114H137ZM145 111L147 112L148 115H146V112ZM237 111L235 113H240L239 110H237ZM243 112H244V110L241 113H243ZM216 113H215V115H216ZM96 114L97 113H95L94 115H96ZM119 115H122V114L119 113ZM125 115H124V117H125ZM85 116H87V115H85ZM85 116H84V118H85ZM76 117L74 119H76ZM147 121H149V120H147ZM152 121H150L148 123L151 124ZM124 122L122 121L121 123L124 124ZM139 122L135 124L136 127H137L138 124H139L138 125L139 127L141 125H144V126L147 125V123L145 124V122H144V124H140ZM126 123L128 124V122H126ZM153 124H152V126H154ZM75 125H76V123H75ZM73 127L75 128V126H73V124H71V123L68 124V131H69L68 133H70V134L72 133ZM200 127H202V126H200ZM203 127H204V125H203ZM99 128L97 126V129H94V130L96 131ZM101 128H103V127H101ZM133 130H134V128H133ZM135 132L137 133V130L136 131L134 130V133ZM92 134H96V133H92ZM92 134L90 133L89 137L85 140V142H83V144H79V141H75V143L76 144L78 143L79 145L77 146L75 144L74 147L76 146V148L78 149V151L81 152V154L86 155L87 157H89V159H88L89 162L92 161V164H93V162L96 160L95 158H97L98 155H101V154L104 153V150H106L105 148L107 147L106 146L107 143L106 144L103 143L104 146H106V147H104L103 145H101L102 142H104V141H102L103 140L102 139L101 140L102 142L100 141L101 142L100 146H102V147L99 148L98 147L99 145H97L98 144L97 143L98 142V138H97V140L95 139V137H96L97 134L95 135V137ZM152 134H154L156 136L157 135V132H153L152 131ZM61 136H63L64 138L62 139ZM137 136H135V137H137ZM135 137H134V139H136V141L138 142L139 139L138 138H135ZM207 137H208V135H207ZM187 138H188V140H187ZM209 138H210V136H209ZM206 140H208V139H205L204 141H206ZM120 141L121 140H119V142ZM33 144L31 146H33ZM160 145H158V146L155 145L156 147H154V148L156 150H153L152 151L153 152L152 158H154V154L156 153L155 155L158 158L160 157V159L162 158V160H164L163 162H165V159H167L166 158V156H167L166 154H164V155L162 154L163 157H161V156L157 155V152L154 153V151H158L160 149ZM194 145H195V143H194ZM233 145L235 146V144H233ZM260 145L262 146L261 148H264V142L261 143ZM66 146H67V143H66ZM67 147H69V145ZM74 147H73V149H74ZM237 147H238V144H237ZM65 148H64V151H67L68 152V150H71L69 148L67 150H65ZM98 148L99 149L102 148L103 150L101 151L100 154L97 155V157H95L96 154L98 153L97 152V150H99ZM191 148H193L192 149L193 151H191L192 152L191 154L194 155L193 154V152L195 151L194 150V146L191 147ZM52 151L55 152V154ZM64 151H62V152L64 153ZM67 152H65V153H67ZM80 152H78V153L80 154ZM99 152H100V150H99ZM64 155L67 157L68 154L67 155L66 154H63L62 156H64ZM62 156H61V159H62ZM157 157H155V158H157ZM67 158H70V155ZM155 158H154V161H156L158 159L157 158L155 160ZM177 158H176V161H178ZM61 159H60V163L59 164L61 166L62 165H65L64 160H66V159H62L63 160L62 162H64V164H61ZM100 159H102V158H100ZM96 162H98V160H96L95 163ZM100 162H101V160H100ZM152 162H153V160H152ZM158 162H159V159L155 162V163H157L156 164V167L159 165ZM181 162H182V165L185 164L183 161H181ZM175 163L177 164L179 162H175ZM161 164H163V163H161ZM179 164H181V163H179ZM31 165H33V166L31 167ZM153 165L154 166L151 167V168L152 169H155L154 168L155 167V164H153ZM182 165H179V167H181ZM102 166L103 165H101V167ZM176 166L177 165H175L174 167H176ZM219 166L220 165H218L217 168H220ZM185 167H186V165H185ZM184 168H183V170H184ZM217 168H216V170H218ZM178 169L175 168V170H178ZM179 170H181V169H179ZM97 171L95 172V177H97L100 174V173H98V175H96ZM177 172H176V176L178 174ZM40 173L42 174V172H40ZM234 175H236V174H234ZM111 176H112V179L115 180L116 179V171H115V173H112V175H110V177ZM237 176H235V177H237ZM239 176H241L240 177V180L241 181L238 184H235L234 186H230V187H232V189L231 188H228L229 190L231 189V191L230 192L228 191L229 194H228V192H226L227 195H226V193H224V195H226V197L223 194L222 195H219L218 197H216L217 199H219L218 202L220 201V205H221V202H225V203H223L221 205V207L220 206H217L219 204V203L217 204L215 202L217 199H214V201L212 200V202L209 201V199L207 201H205L206 198H207V196H206V198L204 200L206 202V205H205V202L204 203L202 202V203L204 204V206H207V203L210 202L209 204L211 206L208 205V208L206 207V209L209 210V207H211L212 208V210H211L212 211V214L213 213H216L217 214V212L222 213V211H223V213H224V211L227 210V206H228L227 204H229L228 201H230V203L232 202L231 198L234 199L233 201L236 200L237 201V204L240 203V202H238V200L240 199L242 201V203H241V206L242 207L239 205L240 210L242 209L244 213L246 212L247 213L246 215L249 216V220L250 221H253V222H250V225L244 231V232H246V236H245V233H244V236L245 237L242 238V235H243V233H242V235L240 234V237L239 238L235 237V233H238L239 231H241V228H239V225H237L238 224V221L234 219V220H230L226 224L225 223L226 220H225V222H223V224L225 223V225L221 226L222 229L220 231L221 234H220L219 238L217 240H214V241L211 242L210 241V238L208 237V235L210 234V232H211V234L213 232H215L213 230L211 231V229H213V224H214L213 222H215V224H216V222L218 221V218L217 217H216L217 219L215 218L217 220L216 221L214 219V217H215L214 216L213 217L214 221L212 222L213 224L212 223H211L212 225L210 224L212 227H210V225L209 226L207 225V228L209 227L208 230H207L208 235L206 234V230H205V232H204L205 236L203 234V237H202L203 240L201 239V244H199L197 248L194 247L195 248V254L194 255H195L196 258L202 257V258L205 259L206 256H209V255H211L213 253H216L217 254L219 252V250L223 247V245L225 243L231 242V241H233L236 238L237 239V243H235V245H233V247L231 246L232 247L230 249L231 252H234L237 256H239L242 259H250V260H252L250 262H256L257 263V262H260L261 261L264 264V262L262 261V259H264V202H261V201H257V200L252 199V197H251L252 196V192H251V189H250L249 185L247 184V183L250 184L251 182L264 181V165H261V166H258V167H250V169L247 170V171H245V173H241V175L239 173ZM43 177H44V175L42 176V178ZM52 177L54 179L53 182H55V180H57V179L60 178L57 175V173L54 174ZM151 177H153V176H151ZM189 177H192V179H193V176H189ZM150 178H149L148 181L151 182L152 180H154V178L152 180H150ZM174 178H176L175 177V174H174ZM108 179H109V176H108ZM43 180H44V182H42V183L40 182L41 183V186H42L43 183H45L46 178L44 177ZM110 180H111V178L109 179V182L113 181V180H111V181ZM194 180L191 181V182L189 181L190 184L192 183L191 187L189 186L190 194H192L194 192V191L192 192L191 190L194 188V186L196 187V185H198L199 182H196V181H199L200 180V177L199 178L197 177V180L196 181H194ZM146 182H147V180H146ZM150 182H148V183L150 184ZM167 182H168V180H167ZM189 182H188V184H189ZM195 182H196V185H195ZM172 183L169 182V185L172 184ZM55 184L56 183H54V186H55ZM39 185H38V189L40 188ZM169 185H168L169 188L166 186V188H168V189H165V186L162 187L163 185H161V188L162 189L164 188L165 191H164L163 194L162 193H160V194H162V200L164 201V203L166 205L169 202V200H170L171 197L176 196L175 195V192H174V186H172V185H175V184H172L171 187ZM179 185L177 187H179ZM28 186H27V189H28ZM192 186H193V188H192ZM55 188H57V187L55 186ZM180 188H182L181 185H180ZM34 189H28V191L31 190L30 192H34ZM38 191H42V187L40 188V190H36L35 191V193H36L35 195H37ZM177 191H179V190H177ZM181 192H179L180 195L182 194ZM244 192H247L246 193L247 196L245 197L247 199L242 200L243 194H245ZM76 195H77V193H76ZM186 195H188V193ZM192 195L195 196L196 193H195V195L194 194H192ZM229 195L231 196V198L228 197ZM63 196H65V195H63ZM63 196H62V198H64ZM37 197H38L37 198L38 199L37 202L40 204L41 208H43L41 210L44 211V214L43 215H45V216L42 215V217H45V218H43L42 220L46 219V220H44L45 222H47V223H44L45 226H48L47 228H49L50 230H52V229L54 230L55 229V230H58V231H59L60 228L63 229L64 227H67L64 223H66L65 220L67 221V216H68V213L69 212L68 213L66 212V214H65V210H63L64 211L63 212L64 213V216L62 218V214L63 213L61 212L62 214H61V217H59V219L62 218L64 220V217H66V218H65L64 221H60L59 219L57 220V218H58L57 214L59 213V211L57 213V212L53 211V209L51 207L52 206V201H53V204H55V201L57 200L55 198H57L58 195H57V197H55L54 195L51 196V195H47V194L40 193V195L38 194ZM66 197H67V195H66ZM66 197H65V199H67ZM77 197H78V195H77ZM188 197H189V195H188ZM195 197H192V199L195 198ZM186 198L187 197L185 196V199ZM208 198H209V196H208ZM212 198H214V196ZM226 198H228V200H225ZM54 199H55V201H54ZM65 199H62L63 202L61 201V204L67 201V200L65 201ZM195 199H197V198H195ZM195 199H193V200H195ZM98 200H99V198H98ZM186 200L188 201L189 198L186 199ZM59 201L57 202L58 204L60 203ZM187 201H186V203H187ZM190 201L191 200H189L188 203L190 204L189 206L191 207V205L193 206V204H192L193 201H191V203H190ZM236 201L233 202V203H236ZM95 202H96V200H95ZM195 202H197V200ZM226 202H228V203H226ZM96 203H95V206L97 207L98 206V203L97 204ZM65 204H67V203H65ZM77 204H78V202H77ZM165 204H163V205H165ZM199 205L202 206V204H199ZM36 206H37V204H36ZM95 206H93L91 208V210H89L87 212V214H86L87 215V219L84 218V219H86V222L84 223L85 224V226H84L85 227V238H86V234L89 237H91V238L96 237V239L94 240V243H92V247H93L92 249H90V248L87 247L86 252L83 251L85 253H82L81 251H79V252H81L79 256H81V258H84L83 260L81 258L80 259L85 264H87V262H89V260H90V262H92L91 259H92V256H94L96 254L95 252L98 251V253H101V252H99L100 251L99 248L100 249L103 248L102 249L103 252L104 251L106 253L109 252L108 255L110 253H114V249L118 248V245H115L114 246L113 244H115V243L118 244L117 241L119 240L118 238L120 237L119 234L122 235L121 237H123L122 238L123 241H124L125 238H127L124 241L125 244L123 242L124 246L126 245V241L128 240V238H130L132 240L131 242H129L130 245H131V243L134 244L133 243L134 240L136 242L137 241L136 239H138V241L141 239L142 242H143V244H144V247H146V246L149 247V245L151 244V242L156 239V238L155 239L153 238V240H152V237H153V234H154L153 233L154 230H145V229L143 230L142 228L141 229H138L137 227H134L133 230H131L130 232H127V223H126V221L124 222V219H122V217H118L119 215L118 216L116 215V217H115V214H114L113 216L115 218L112 217L113 220H111L108 217V214L106 216V211H105L104 215L102 217H99L98 218V212H97V209H96ZM140 206L141 205H139V207ZM65 207L67 208L68 206H65ZM77 207H78V205H77ZM146 207H147V205H146ZM228 207H230V206H228ZM233 207H231L230 209H232ZM192 208H194V206L191 207L190 211L195 209V208L194 209H192ZM199 208H201V207H199ZM199 208L196 207V209H199ZM37 209H40V208H37ZM37 209H36V212H37ZM124 209H126V208H124ZM161 209H163V208L160 207V209H157V211L159 210L158 212L160 214H162L160 212V211H162ZM204 209H205V207H204ZM41 210H39V211H41ZM172 210L173 209H170V212H168V213H170V215L172 217V222H173L174 215L172 216V214H174V212H172ZM199 210H201V209H199ZM157 211L155 212V214L157 213ZM190 211H189V213H191V212L193 213V211H191V212ZM131 212H133V211H131ZM136 212H137V209H136ZM198 212L199 211H197V213H196L197 215H199ZM203 212H204V210H203ZM140 213H139V215H140ZM168 213H167L168 216L166 218H164V220H167L168 219V217H169V214ZM219 213H218V215H220ZM227 213L228 214L225 215V216L230 215L229 213H231V212H227ZM41 214L42 213H40V215ZM133 214H135V210H134V213ZM212 214L210 213L211 216H213ZM156 215H155V218L156 219H157V216H159V217L161 216V215H157V216ZM190 215H193V214H190ZM231 215H232V213H231ZM56 216H57V218H56ZM79 216H81V215H79ZM82 216H81V218H82ZM203 216L205 217V215H203ZM203 216H201V214H200V217H203ZM107 217L109 218L110 222H109V220H108ZM133 217H136V216H133ZM159 217H158V219H159ZM171 217L169 218V222H170ZM190 217H192V216H190ZM155 218H153V221L152 222H155L154 221ZM151 220H152V218H151ZM12 221H13V224H14V222H16L17 225L16 224L13 225L12 224ZM57 221H59L60 223L61 222L62 223L64 222L63 223L64 226L62 224H60V227H59V225H56ZM156 221H158V220H156ZM59 222L57 224H59ZM167 222H168V220H167ZM169 222L166 225H164L165 224V222H164V224L162 225V227L163 228H164V226L168 227L167 225H170ZM175 222H173V223H175ZM79 223L80 222L78 221V223H76L77 224L76 226H78ZM105 223H108V224L110 223V225L107 224L106 226H108V227H106L105 226ZM173 223L170 226H173ZM217 223L221 224L220 221H218ZM151 224H149L147 226L145 224L144 225H145L146 228H149V226ZM11 225H13V231H12V226ZM128 225L130 226L129 222H128ZM55 226H57V228H54ZM61 226H63V227H61ZM80 226H81V224L79 225V227L76 228V230L78 229V231L74 230V232L75 231L76 232H79V229L81 228ZM170 226H169V229L166 228V231H167V229H168V231L171 228L173 229V227L170 228ZM177 226H178V224H176V227ZM141 227H143V226H141ZM162 227H160V229ZM174 227H175V225H174ZM244 227H246V226H244ZM175 228L173 230H175ZM216 228L217 227L215 226L214 230H216ZM218 228H217V230H218ZM65 229L66 228H64V230ZM156 229H158V228H156ZM156 229H155V231H156ZM50 230H46V231H50ZM55 230L53 231V233L51 232V234L49 236H53V234H56L57 233L56 234L57 236L55 235V237H59L57 239L63 238L62 237L63 234L61 233V235H60V232H58V231L56 232ZM111 230H112V233L114 231H117L118 232V233L117 232H114L116 235L113 234L115 237L118 236V237H116V239H118V240H116L114 237H111L112 240L110 241V236L112 235L111 234ZM128 230H130V229H128ZM162 231H163V229H162ZM92 233L95 234V235L93 234L94 237H92L93 236V235H91ZM157 233H159V232L157 231ZM164 233L165 232L163 231V234ZM163 234L161 235V237L163 236ZM169 234L167 232V235H169ZM211 234L209 236H212L213 235V234L212 235ZM171 235H173V233ZM157 236H158V234H157ZM157 236H155V237H157ZM55 237H53V238H55ZM64 237H66V236H64ZM113 238L115 239L114 240L115 243L113 242ZM170 238H171V236H170ZM212 238H211V240H212ZM13 239L15 241H12ZM122 239L120 238V240H122ZM130 239H129V241H130ZM158 239L160 241V237ZM162 239L165 240L166 238H164V237L161 238V242L164 241ZM167 239H168V237H167ZM255 239L256 240L258 239L257 241H259V242H257V244H256V240ZM242 240H245V244L242 243ZM254 240H255V242H254ZM155 241H154V243H156V242L159 243V241H156V242ZM12 242L13 243L16 242V244H18L20 246V247L18 246L20 249H18V247L16 249L15 248L16 246H14V248L16 250H19V251H17V252H19L18 254L19 255L21 254V257L19 259L16 257L17 258L16 260L14 258L15 256L13 257L14 253L13 254L11 253V252H13L12 249L14 250V248H12L13 246L11 247V245L13 244ZM80 242L77 241L76 243L79 244ZM196 242H197V240L195 241V243ZM32 243H33V241H32ZM53 243H51V244H53ZM85 243H86V239H85V242L83 244H85ZM89 243H90V241H89ZM111 243H113L112 244L113 246H111ZM129 243H128V245H129ZM163 243L165 245V242H163ZM195 243H193L194 246L197 245V244L195 245ZM135 244L137 245V243H135ZM161 244H159V245L161 246ZM167 244L165 245V251H163L164 250V247H162V251L164 253H162V251H161V253L164 255V257L162 256V254H160V250L159 249H158L157 252H154L153 251L155 254L157 253L158 255L159 254L161 255V256L159 255L160 256L159 257L160 259L164 258V259H162V260H164V262L162 261L163 263H167L168 261L170 262V259L171 260L173 259V258H170L169 259L170 255L168 254L169 257H167L168 255L165 254L168 251H170V249L172 248V247H170L171 245H168V247L166 248ZM253 244L254 245L256 244L257 246L255 245L253 247ZM74 245H76V244H74ZM79 245H81V243ZM128 245H126L125 248L127 247V249L128 248L131 249L132 246L131 247L130 246L128 247ZM134 245H133L134 248L132 247L133 249L136 248V245L135 246ZM50 246H52V245H50ZM84 246L85 245H83V246L81 245V249L80 250L86 248ZM88 246L91 247L89 244H88ZM7 247H9V248L7 249ZM78 247H75V248H78ZM113 247H116V248H113ZM157 247H159V246H156L154 248L157 249ZM23 248H24V250L25 249L26 250L24 251ZM53 248H55L56 249L55 251H57V248L55 247V245H54ZM72 248H74V247H72ZM34 249H35V247H34ZM58 249H59V247H58ZM60 249H64V248H62V246H60ZM127 249H125V251H127ZM146 249H148V248H146ZM176 249H177V247H176ZM62 251L64 253H68V252H65V249L64 250H61V251L59 250V255H61L60 253H63ZM115 251H117V250H115ZM172 251L173 250L171 249V253L170 254H172ZM177 251H178V249L176 250V252ZM17 252H16V255H18ZM77 252H78V250H77ZM54 253H56V252H54ZM54 253H53V250H52V254L53 255H54ZM64 253L62 255H64ZM50 254H51V251H50ZM157 254L155 255V257L158 256ZM173 254L175 255V251L173 252ZM67 255L62 260L60 259V261L62 262V263L60 262L61 264H68V260H70V258H71L70 256L71 255H68V256ZM35 257L37 259L36 254H35ZM165 257L168 258V259L165 260ZM76 258H77V256H76ZM96 258L97 257H94L95 260H96ZM196 258H195V260L197 262L198 261L200 262V260L199 259L197 260ZM214 258H216V257H214ZM54 259H55V257H54ZM153 259H154V255H153ZM158 259L156 261H158ZM206 259L208 260V257ZM206 259H205V261H206ZM209 259L211 260V258H209ZM81 260H78V261H80V263H81L82 262ZM137 260H138L137 258H134V261H133L132 264H136ZM76 261H77V259H76ZM169 262H168V264H169ZM34 263H36V262H34ZM153 263H155V261H153ZM172 263H173V260H172ZM172 263L170 262V264H172ZM193 263H194V261H193ZM201 263H202V261H201ZM55 264H58V263H55ZM69 264H70V262H69ZM88 264H95V263H88ZM252 264H254V263H252Z\"/></svg>",
	"mask_w": 264,
	"mask_h": 264
},
{
	"label": "crops",
	"instance_id": "obj_3",
	"mask_svg": "<svg viewBox=\"0 0 264 264\" xmlns=\"http://www.w3.org/2000/svg\"><path fill=\"white\" fill-rule=\"evenodd\" d=\"M117 21L118 18L112 26L111 34L116 32ZM255 31L257 32V36L250 40L243 49L241 48L242 51L240 49L237 56V58H240L239 67L243 68L247 76L240 79L239 85L230 94L240 101L251 92L254 86L259 85L264 88V12L263 17L255 27ZM203 69L199 68L200 71L205 72V69ZM109 70L113 69L110 68ZM202 71L195 75L194 89L184 94L168 97L166 107L171 105L173 113L178 115L183 114L193 120L201 121L205 119L207 105L216 103L215 105L217 107H221L226 103L229 93L224 91L215 93L213 91L214 93L212 92L210 94L203 89L202 80L204 74ZM113 80V76L108 73L107 65L102 60H99L90 69H62L59 78V88L71 100L77 98L84 104L97 105ZM75 81L77 87L74 86ZM172 98L173 101H171ZM243 125L245 126V130L243 136L239 138V144L252 151L251 160L253 166L251 167L264 165V148H259L260 144L264 142V97H261L249 109L247 120ZM115 159L117 161V155ZM134 160L135 156L127 159V164H124V167L121 169L124 170L125 167L133 164ZM249 187L253 199L264 202V181L251 182ZM99 260L100 258H96L95 261ZM252 263L258 264L256 262H248L245 264ZM111 264H129V261L122 254L117 253L112 257Z\"/></svg>",
	"mask_w": 264,
	"mask_h": 264
}]
</instances>
